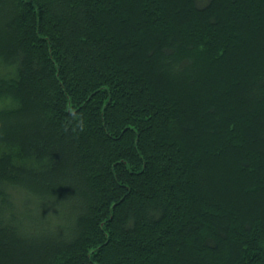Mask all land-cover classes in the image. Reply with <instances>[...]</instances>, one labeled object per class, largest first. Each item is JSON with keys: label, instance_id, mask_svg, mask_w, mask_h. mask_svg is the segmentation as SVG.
I'll use <instances>...</instances> for the list:
<instances>
[{"label": "trees", "instance_id": "obj_1", "mask_svg": "<svg viewBox=\"0 0 264 264\" xmlns=\"http://www.w3.org/2000/svg\"><path fill=\"white\" fill-rule=\"evenodd\" d=\"M0 264H264V0H0Z\"/></svg>", "mask_w": 264, "mask_h": 264}]
</instances>
